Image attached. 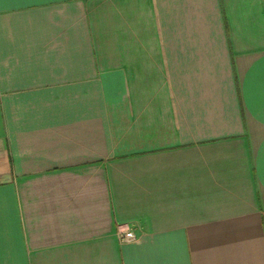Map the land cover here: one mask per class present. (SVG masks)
I'll return each mask as SVG.
<instances>
[{"label": "crops", "instance_id": "obj_1", "mask_svg": "<svg viewBox=\"0 0 264 264\" xmlns=\"http://www.w3.org/2000/svg\"><path fill=\"white\" fill-rule=\"evenodd\" d=\"M0 264H264V0H0Z\"/></svg>", "mask_w": 264, "mask_h": 264}, {"label": "built area", "instance_id": "obj_2", "mask_svg": "<svg viewBox=\"0 0 264 264\" xmlns=\"http://www.w3.org/2000/svg\"><path fill=\"white\" fill-rule=\"evenodd\" d=\"M119 239L124 242H130L137 238V228L130 223H120L117 227Z\"/></svg>", "mask_w": 264, "mask_h": 264}]
</instances>
